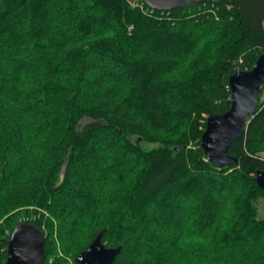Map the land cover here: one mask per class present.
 Listing matches in <instances>:
<instances>
[{
    "label": "trees",
    "instance_id": "1",
    "mask_svg": "<svg viewBox=\"0 0 264 264\" xmlns=\"http://www.w3.org/2000/svg\"><path fill=\"white\" fill-rule=\"evenodd\" d=\"M263 53L264 0H0V264L21 222L45 230V264L99 231L113 264H264V102L238 166L201 145Z\"/></svg>",
    "mask_w": 264,
    "mask_h": 264
},
{
    "label": "water",
    "instance_id": "2",
    "mask_svg": "<svg viewBox=\"0 0 264 264\" xmlns=\"http://www.w3.org/2000/svg\"><path fill=\"white\" fill-rule=\"evenodd\" d=\"M138 1V0H134ZM149 7L171 10L184 7L188 3L207 0H141ZM221 2L222 0H212ZM229 86L232 93L230 108L207 117L206 128L201 136V145L210 161L217 166H238V158L229 154L232 143L240 138L249 117L253 116L264 87V53L252 68L238 70L230 75ZM180 150V147H174ZM255 180L264 188V170L257 171ZM104 231H99L92 242L75 257L77 264H113L121 246H107L103 241ZM45 230L37 225L21 222L10 235L5 264H45Z\"/></svg>",
    "mask_w": 264,
    "mask_h": 264
},
{
    "label": "rangeland",
    "instance_id": "3",
    "mask_svg": "<svg viewBox=\"0 0 264 264\" xmlns=\"http://www.w3.org/2000/svg\"><path fill=\"white\" fill-rule=\"evenodd\" d=\"M260 100L264 102V87L261 89ZM90 118L85 117L82 119L81 124L88 122ZM146 146H154L150 143H145ZM264 155V153H263ZM258 218H264V196L258 200Z\"/></svg>",
    "mask_w": 264,
    "mask_h": 264
}]
</instances>
